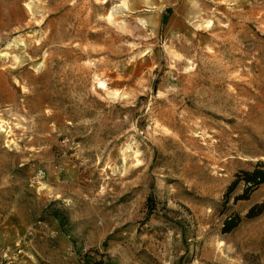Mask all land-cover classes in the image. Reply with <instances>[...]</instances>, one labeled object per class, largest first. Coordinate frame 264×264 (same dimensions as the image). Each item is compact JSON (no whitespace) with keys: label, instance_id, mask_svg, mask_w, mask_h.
<instances>
[{"label":"rangeland","instance_id":"rangeland-1","mask_svg":"<svg viewBox=\"0 0 264 264\" xmlns=\"http://www.w3.org/2000/svg\"><path fill=\"white\" fill-rule=\"evenodd\" d=\"M255 164L264 0H0V264H264Z\"/></svg>","mask_w":264,"mask_h":264},{"label":"trees","instance_id":"trees-1","mask_svg":"<svg viewBox=\"0 0 264 264\" xmlns=\"http://www.w3.org/2000/svg\"><path fill=\"white\" fill-rule=\"evenodd\" d=\"M236 175V179L230 183L229 187L227 188V191L231 189V187L233 186V184H235L237 180H242L245 184H247L248 189H251L252 187L264 181V169H259L257 164H255L251 170H241ZM247 187H245V189L240 194L235 195L234 200L245 199L248 193ZM263 211L264 198L260 202L251 205L247 209L245 216L253 217ZM238 222L239 216L236 214L232 215L231 217L225 218L222 222L221 231L227 232L231 230L234 226H236Z\"/></svg>","mask_w":264,"mask_h":264}]
</instances>
